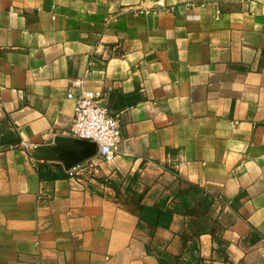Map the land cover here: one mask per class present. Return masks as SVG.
I'll return each instance as SVG.
<instances>
[{"label":"crops","instance_id":"obj_1","mask_svg":"<svg viewBox=\"0 0 264 264\" xmlns=\"http://www.w3.org/2000/svg\"><path fill=\"white\" fill-rule=\"evenodd\" d=\"M69 89L123 120L75 176ZM0 264H264V0H0Z\"/></svg>","mask_w":264,"mask_h":264},{"label":"built area","instance_id":"obj_2","mask_svg":"<svg viewBox=\"0 0 264 264\" xmlns=\"http://www.w3.org/2000/svg\"><path fill=\"white\" fill-rule=\"evenodd\" d=\"M67 97L75 100L73 123L70 135L97 144V155L112 162L121 151L123 120L120 113H112L98 104L103 97L99 90H84L75 95L69 89ZM79 163L68 170L70 176L81 169Z\"/></svg>","mask_w":264,"mask_h":264},{"label":"water","instance_id":"obj_3","mask_svg":"<svg viewBox=\"0 0 264 264\" xmlns=\"http://www.w3.org/2000/svg\"><path fill=\"white\" fill-rule=\"evenodd\" d=\"M96 154L97 144L94 142L73 137H59L56 139V146L41 148L34 157L62 162L65 169L69 170Z\"/></svg>","mask_w":264,"mask_h":264},{"label":"trees","instance_id":"obj_4","mask_svg":"<svg viewBox=\"0 0 264 264\" xmlns=\"http://www.w3.org/2000/svg\"><path fill=\"white\" fill-rule=\"evenodd\" d=\"M193 190H195V186H193ZM141 210L144 220H147L148 222L154 225L161 227H168L171 223L172 215H173L172 211L160 212L155 207H147V206H142Z\"/></svg>","mask_w":264,"mask_h":264}]
</instances>
